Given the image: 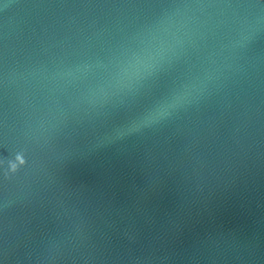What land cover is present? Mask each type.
Returning <instances> with one entry per match:
<instances>
[{"label": "water", "instance_id": "95a60500", "mask_svg": "<svg viewBox=\"0 0 264 264\" xmlns=\"http://www.w3.org/2000/svg\"><path fill=\"white\" fill-rule=\"evenodd\" d=\"M0 264H264V0H0Z\"/></svg>", "mask_w": 264, "mask_h": 264}]
</instances>
